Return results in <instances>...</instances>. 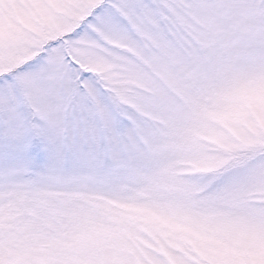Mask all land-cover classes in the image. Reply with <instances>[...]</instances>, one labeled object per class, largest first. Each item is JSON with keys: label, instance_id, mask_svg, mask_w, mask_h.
<instances>
[{"label": "snow or ice", "instance_id": "obj_1", "mask_svg": "<svg viewBox=\"0 0 264 264\" xmlns=\"http://www.w3.org/2000/svg\"><path fill=\"white\" fill-rule=\"evenodd\" d=\"M0 264H264V0H0Z\"/></svg>", "mask_w": 264, "mask_h": 264}]
</instances>
